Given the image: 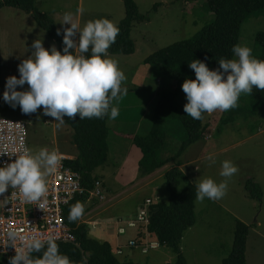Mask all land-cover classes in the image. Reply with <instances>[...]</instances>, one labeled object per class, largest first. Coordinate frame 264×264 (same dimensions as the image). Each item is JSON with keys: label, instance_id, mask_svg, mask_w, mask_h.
Instances as JSON below:
<instances>
[{"label": "rangeland", "instance_id": "1", "mask_svg": "<svg viewBox=\"0 0 264 264\" xmlns=\"http://www.w3.org/2000/svg\"><path fill=\"white\" fill-rule=\"evenodd\" d=\"M135 2L140 13L150 18L147 22L137 24L132 31L136 51L132 55L109 54L110 58L118 61L119 67L127 77L124 85L128 89L127 95L118 105L113 102V106L119 107V116L115 120L108 118L109 138L113 136L112 133L116 136L114 131L110 133V129H115L123 141L120 145H113L108 138L109 161L95 171L96 176L104 177L105 184L102 190L105 198L119 194L111 212L114 216L120 215L125 219L136 216L140 204L147 198H159L166 203L170 200L167 181L162 178L160 170L156 172L154 180L145 181L146 177L142 176L140 170L143 154L137 146L128 151L130 147L128 135L137 134L136 131L140 132L139 128L142 127L139 134L144 136L142 132L149 129V122L163 93L174 91L176 83L154 66H150L153 71L145 87H141L142 82L136 79V76L141 73L140 68L146 65L145 60L149 56L176 42L195 37L215 19L209 10L207 0H135ZM37 5L41 12L54 17L58 29L60 28L61 38L64 29L70 27L60 24L65 13H72L74 22L81 28L87 22L101 18H107L119 25L126 15L125 5L121 0H37ZM155 6L157 10L154 9ZM263 30L264 14L259 12L253 14L243 24L240 32L239 46L250 47L256 59L261 52L256 36ZM77 37L79 39L78 33L75 38ZM36 39L43 40L46 49L55 45L60 50L59 44L28 14L17 9L0 8V59L9 61L10 54L14 56L13 63H8L5 69L0 71L1 118L21 120L28 125V145L32 154L47 148L49 151L55 150L69 156H78V150L70 143L73 135L71 128L66 125L57 128L54 118L43 115L42 108L36 113L26 115L19 106L13 109L3 100L6 78L10 76L19 78L18 65L31 56L34 51L31 44ZM27 87V85L24 88L18 87L17 90H24ZM183 101L182 107L185 106ZM263 113L264 107L251 106L250 94H242L238 107L228 110L226 114V118L232 119V122L216 129L225 111L217 110L208 114L207 121L211 128L207 138L190 146L185 155L180 157L179 160L186 165L181 171L196 184L205 178H212L217 183L227 179L228 183L227 193L222 199L212 201L206 198L203 202L198 201L197 223L185 232L182 240V250L187 264H222L233 249L238 220L251 227L247 264H264V196L259 202L250 199L244 191V183L253 180L249 178H255L256 181H253L260 183L264 193ZM167 131L168 146L166 145L163 151L175 155L187 134L178 121L172 122ZM252 134L258 135L250 139L249 136ZM202 150L209 151H206L203 159H197L201 156ZM209 157L215 163H212ZM124 158L125 163L121 166ZM225 160L232 161L238 168V172L231 178L220 176L221 165ZM169 165L170 169L177 167L176 162ZM185 186V183L182 184L179 190L182 191ZM95 234L97 238L100 237L99 232L91 231L93 237ZM133 235V231H129L127 235L119 237L120 242L127 244ZM110 238L109 242H112L113 238ZM99 240L103 241L101 238ZM117 257L120 261L142 264L175 262L172 250L164 247L148 255L142 254L140 250H125L124 255Z\"/></svg>", "mask_w": 264, "mask_h": 264}, {"label": "trees", "instance_id": "2", "mask_svg": "<svg viewBox=\"0 0 264 264\" xmlns=\"http://www.w3.org/2000/svg\"><path fill=\"white\" fill-rule=\"evenodd\" d=\"M121 1L125 5L126 15L117 25L120 30L119 35L108 52L112 55H132L136 51L132 31L137 24L147 22L150 18L140 13L135 0ZM207 2L209 10L215 16L212 23L204 27L195 37L165 47L145 60L146 65L154 66L162 74L173 80L176 83V89L163 93L155 109L152 129L148 135L128 136L143 154L140 170L144 177L177 162L190 146L207 138L210 128V123L207 121L208 113H204L201 120H195L188 116L184 112V106H181L183 100V104L187 103L186 98H184L186 95L182 91L183 82L186 79L194 80L196 78L194 70L189 68L188 63L198 59L205 62L211 70H215L219 68L218 61L220 59H235L232 49L233 46L240 43V32L243 24L253 14L259 12L264 14V0H207ZM3 7L17 9L28 14L41 29L59 44L63 54V38L57 35L58 26L51 15L41 12L36 0H3L0 2V8ZM154 9L157 10V6ZM256 42L261 50L257 59L264 60V30L257 34ZM250 97L253 108L264 107V90L254 88ZM227 112L225 111L218 129L222 125H228L232 122V119L226 118ZM262 115L264 116V113ZM108 118V116H104L103 118L80 120L79 114L75 118L64 117L65 125L71 128L73 133L72 143L79 152L77 157L66 160L65 165L73 172L81 175L82 186L85 189L83 194L75 196L64 213L66 223L71 227L75 236V242L57 243L60 253L67 255L73 264H87L77 245H80L84 250L89 264H142L134 261H120L115 254V245L109 241H100L94 238L91 235V225L83 223L82 217L75 222L68 220L70 209L77 202L84 204L86 212L87 201L90 198L97 199L90 193L95 190L98 181L102 183L101 191L104 195L103 182L95 175V171L109 161ZM174 121L181 124L187 137L182 142L178 152L171 155L163 150L169 138L167 127ZM165 179L170 200L166 203L159 198H152L157 201L151 207L149 232L154 239L160 242L162 248L172 250L175 255V262L172 264H187L182 251V240L185 232L190 230L197 221V185L178 167L168 170ZM184 183L186 186L180 191L179 187ZM244 191L252 200L261 202L263 199L264 193L261 185L253 180H247L244 183ZM250 234L251 227L238 220L233 249L222 264H247V245ZM141 236L143 235L139 234L138 239ZM37 255L40 254L33 253L34 257ZM0 264H9V260L0 259Z\"/></svg>", "mask_w": 264, "mask_h": 264}, {"label": "clouds", "instance_id": "3", "mask_svg": "<svg viewBox=\"0 0 264 264\" xmlns=\"http://www.w3.org/2000/svg\"><path fill=\"white\" fill-rule=\"evenodd\" d=\"M61 25H70L63 32L61 53L55 45L49 49L43 40L31 44L32 54L18 65L19 78H6L3 100L13 109L19 106L23 114H33L43 109V115L52 117L57 128L65 125L64 117L80 120L103 118L115 120L119 116L118 105L127 95L126 75L118 61L110 58L109 48L116 42L119 27L107 18L87 22L82 28L74 22L72 13L63 15ZM79 34V39L75 37ZM57 35H61L58 30ZM73 50V51H70ZM79 54H75L76 51ZM29 51V49H28ZM235 59H220L219 68L211 70L198 59L188 63L195 72V79H186L182 91L187 103L184 112L195 120L204 113L228 111L238 107L242 94H252L254 88L264 90V60L253 57L247 46H233ZM24 90H17L18 87ZM209 160L215 163L211 157ZM60 165L58 151L42 148L32 154L27 148L12 163L0 167V195L9 188L18 189L28 203L47 204L46 177L54 174ZM238 172L230 160L221 165L220 176L231 178ZM228 189L227 179L217 183L205 178L197 185L196 199L203 202L222 199ZM85 212V206L77 202L70 209L68 220L75 222ZM14 246L16 233L9 232ZM15 247V246H14ZM9 259V264H73L67 255L61 254L55 239L31 237ZM33 253L40 254L33 256Z\"/></svg>", "mask_w": 264, "mask_h": 264}, {"label": "built area", "instance_id": "4", "mask_svg": "<svg viewBox=\"0 0 264 264\" xmlns=\"http://www.w3.org/2000/svg\"><path fill=\"white\" fill-rule=\"evenodd\" d=\"M28 125L21 120L0 118V167L12 163L16 156L29 149ZM65 156L60 157V165L54 174L47 179V204L40 207L39 203H28L24 200L18 189L9 190L0 195V259L9 260L17 250L24 247L31 237L47 239L49 237L58 242H75L71 227L66 223L65 209L78 194H83L81 175L73 172L65 165ZM102 183H96L91 196L104 201L101 191ZM157 200L148 198L138 210V214L131 219H118L115 222L117 237L127 235L133 231L134 235L128 239L127 244L118 241L115 246L117 256H122L125 250H140L148 255L159 250L161 244L149 232L151 207ZM98 223L91 227L97 229ZM9 232L16 233L14 246L10 243ZM143 236L138 239V235Z\"/></svg>", "mask_w": 264, "mask_h": 264}, {"label": "crops", "instance_id": "5", "mask_svg": "<svg viewBox=\"0 0 264 264\" xmlns=\"http://www.w3.org/2000/svg\"><path fill=\"white\" fill-rule=\"evenodd\" d=\"M36 2H37V0H36ZM49 15H51V14H49ZM52 16V15H51ZM53 17V16H52ZM53 19H54V17H53ZM55 20V19H54ZM55 22H56V20H55ZM56 24H57V22H56ZM58 26V25H57ZM59 27V26H58ZM60 29V28H59ZM77 40H78V37L76 38ZM9 53V52H8ZM14 53V52H13ZM10 54V53H9ZM75 54H79V52L78 51H76V53ZM10 56H11V58H10V60L9 61H6L5 59H0V71H3L4 69H5V67L8 65V63H13V55L12 54H10ZM11 68H13V66L11 67ZM10 68V69H11ZM152 68L149 66V65H145V66H142L141 68H140V74L138 73V75L136 76V79H138V80H141V82H142V84H141V87L143 88V87H145V85L147 84V82L149 81V79H151V73H152ZM140 75H141V77H140ZM154 115V114H153ZM1 116H2V111H1V109H0V118H1ZM152 120L149 122V129L148 130H146L145 132H142V133H144V136H146V135H148L149 134V132L151 131V129H152V125L151 124H153V117L151 118ZM112 120V119H111ZM220 124V123H219ZM218 124V125H219ZM30 125V124H29ZM110 128V127H109ZM211 128V127H210ZM210 128H209V130H210ZM218 128V126H216V129ZM141 130H142V127L141 128H139V131L141 132ZM111 131L113 132H115L116 133V136L114 135V133H112L113 134V136L111 137V138H109L110 140H111V142H113V145H120L121 143H122V137L121 136H119L118 134H119V132L117 131V130H115V129H113V130H111L110 129V133H111ZM137 132V134H135L136 136L137 135H139V136H142V135H140L139 133L140 132H138V131H136ZM135 135H132V136H135ZM256 135H258V134H252L251 136H249V138L251 139V138H253L254 136H256ZM128 136H130V135H128ZM128 139L130 140V147H129V149H128V151H131L132 150V148L133 147H135V145H134V142H133V140L131 139V138H129L128 137ZM109 142V141H108ZM70 143H72V139H71V141H70ZM72 145H73V143H72ZM206 151H209V150H202V152H201V156H199L197 159H199V158H201V159H203L204 157H205V153H206ZM224 151H226V149H224ZM187 152V151H186ZM185 152V153H186ZM185 153H184V155H185ZM59 155H60V157L61 156H65V157H67L68 159H70V158H75V157H77V155H75V156H69V155H67V154H62V153H59ZM183 155V156H184ZM180 159V158H179ZM177 160V162H176V166L179 168V169H182L183 167H185L186 165L182 162V161H180V160ZM125 160H126V158H124V161L122 162V165L121 166H123L124 165V163H125ZM190 161V160H189ZM179 164V165H178ZM170 168H171V165H168V166H166L165 168H163L162 170H160L159 171V173L161 172V174H162V178H165V174H166V172L168 171V170H170ZM155 174H157V173H154V174H152V175H150V176H148V177H146V179H145V181L146 180H154V178H155ZM186 175V174H185ZM187 176V175H186ZM49 178V176L47 177V179ZM100 178V180L103 182V186H104V184H105V180H104V177H99ZM47 179H46V181H47ZM249 179H253V180H255L256 181V179L255 178H249ZM156 180V179H155ZM191 180V179H190ZM192 181V180H191ZM194 184H196V182H194V181H192ZM258 183V182H257ZM260 184V183H259ZM196 185H198V184H196ZM262 187V186H261ZM263 189V188H262ZM118 196H119V194H116V195H114V196H111V197H109V198H105L104 199V201H100L99 199H95V198H90L88 201H87V204H86V208H87V210H86V212L83 214V216H82V218H81V221L83 222V223H86V224H89V225H91L92 223H98L99 224V226L97 227V229H93V228H91V230L93 231V232H99V238H101V240H103V241H109V239H111L110 237H112L113 238V241L111 242L113 245H115L116 246V244H117V242L118 241H121V239L120 238H118L117 237V233H116V226H115V222L118 220V219H125L123 216H120V215H118V216H114V214L111 212V209L113 208V206H114V203H117V202H115L116 200H117V198H118ZM148 199V198H147ZM145 201V200H144ZM144 201L140 204V206H139V208L141 207V205L144 203ZM197 203H198V200L196 201V209H197ZM137 214V213H136ZM133 217H135V216H133ZM133 217H131V218H133ZM196 217H197V213H196ZM128 219H130V218H128ZM126 220V219H125ZM196 223H197V221H196ZM192 229V228H191ZM95 238H97L96 237V234H95V236H94ZM99 238H97V239H99ZM249 242V241H248ZM247 249H248V245H247ZM183 251V250H182ZM166 264H171V262H168V261H166Z\"/></svg>", "mask_w": 264, "mask_h": 264}, {"label": "water", "instance_id": "6", "mask_svg": "<svg viewBox=\"0 0 264 264\" xmlns=\"http://www.w3.org/2000/svg\"><path fill=\"white\" fill-rule=\"evenodd\" d=\"M65 243H71V242H65ZM76 245H77V244H76ZM77 246L80 248V250H81V252H82V254H83L84 258H85V261L87 262V264H89V261H88V259H87L86 256H85V252H84V250L81 248L80 245H77Z\"/></svg>", "mask_w": 264, "mask_h": 264}]
</instances>
